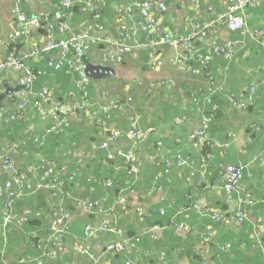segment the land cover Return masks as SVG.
<instances>
[{"label": "crops", "instance_id": "1", "mask_svg": "<svg viewBox=\"0 0 264 264\" xmlns=\"http://www.w3.org/2000/svg\"><path fill=\"white\" fill-rule=\"evenodd\" d=\"M72 1L74 9H72L71 14H68L72 27L75 30L93 28L96 25V19L88 9V5L85 3L86 0ZM134 1L104 0L101 4V19L98 22L103 23L107 32L116 39L121 37L120 17L117 9L129 7ZM159 1L161 2L160 4L168 1L169 5L164 13L160 9L155 10V16L160 21L159 25L162 33L152 35V39L153 42H160V48L166 63L158 69L154 68L151 64L150 50L142 49L138 57L129 58L127 63L130 60L134 61L129 64L130 66H115L116 77L124 81L123 90L125 96L111 92L108 89L109 86L117 84L120 80L101 79V84L99 83L101 94L103 89H106V92L117 100H132V109L129 111V107L125 108L121 113L124 117L123 123H119L116 117H114L113 123L125 125L127 122L126 118L136 116L142 128L154 126L157 128L158 133L155 137L138 146L141 156V172L139 176H130L128 174V165L119 160L118 164L115 161L109 165H103L101 163V158L105 155L103 150L101 151L103 154H99L100 157L97 156L94 160L95 170L97 168L114 172L116 188L120 186L121 191L128 187L136 189L138 198L130 201L126 207H120L118 202L121 191L114 193L106 201V206H114L117 209L113 215L118 218L119 227L128 235L138 236L139 233L143 234V244L127 253L125 257L146 260L148 255L144 253L148 250L154 253V256L149 261L151 264H202L199 254L203 257L209 255L213 259L214 264H264V250L252 247V243L256 241L257 234H259L260 239L264 243V191L262 189L264 165L259 161V157L264 153V45L262 42L252 39L240 31H229L225 24H221L211 37L213 41L220 45H223L231 38L243 41L232 61L226 60L221 52H214L202 42L194 43V45H183L182 47H176L170 43L166 44L164 40L167 37L175 38L179 35H189L190 27L185 17L188 14H193L194 8L191 7L193 5L192 0ZM14 4L15 0H0V62L10 57L9 44L14 36L16 22V16L12 11ZM209 4L210 0H202V12L199 13V19L203 22L211 17ZM216 5L221 10L225 8L224 0H220ZM53 6L58 7V4H55L53 0H32V2L27 4V9L31 11L35 9L37 14L33 13L34 15L48 14ZM248 10L253 14L250 23L264 21V0L257 6L248 8ZM57 15L58 12L54 15V23L59 19ZM139 18L140 14L134 12L130 17V21ZM144 37L145 35L142 34L140 39H144ZM30 41L32 40L30 39ZM197 48L204 50L206 54L204 71L196 73L189 68L181 70L170 63L169 58L173 55L188 53L191 56ZM91 58L94 63L101 61L99 48H95L92 51ZM35 63L44 65L46 64V58H43V60L35 59ZM189 66L195 68L196 64L194 65L190 62ZM210 71L214 75L216 84L224 88L223 96H218V94L212 96L217 105L216 108L207 100L208 73ZM80 76L78 71L66 67L59 73L48 76V79L50 80L49 83H52L50 85L53 90L55 85H58V82L61 84L63 80L68 81L72 85V90L75 81ZM167 78L173 79L174 83L170 86L153 90L151 93L149 92L152 83ZM90 79L92 80V78ZM93 81L91 88L93 85L98 84L95 80ZM18 85V75L0 72V87L3 90L10 89L13 91ZM252 85L257 86L255 103L247 111L235 110L225 97V94L228 96L229 92L246 93ZM37 87L39 88L40 86L37 85ZM34 88L32 87L35 91ZM98 93L93 95L92 88L91 100L97 103L103 102V98ZM6 97L3 101L6 100ZM216 97L219 102H216ZM162 103L163 105H161ZM199 108L205 111L206 114L213 116V120L207 128L208 139L216 138L223 144L222 146L214 143L207 144L206 141L204 144L197 146L189 138V133L201 123ZM98 110L100 109L98 108ZM82 113L81 117L73 118V122L77 124L72 126L75 130H69L72 135L61 134L56 136L59 139L55 142L52 154L59 160H68L61 159L63 156L73 158L69 156L71 149H68V146L70 142L74 144L73 141L76 139L77 131L80 134L83 133L86 139V149L94 145L93 141L88 139V136L93 135L94 128L86 119L87 112L82 111ZM123 117L120 118L123 119ZM181 117L186 118L184 123L177 122V119ZM25 122L27 124L26 129L28 128L31 136L41 134L46 130V125L35 116L34 118L27 116ZM110 122L106 121L105 124L98 127L96 136L99 134V140L105 136L102 129L108 127ZM4 130L6 128L0 129V138L5 135ZM11 130L9 137H12ZM52 137L55 136L50 135L48 137L47 144L52 140ZM157 138L163 139L165 146L161 151L162 160L152 163L148 157L157 151ZM128 144L132 145L130 142ZM206 144L209 146L207 152L203 149ZM179 154L182 155L184 160H187L185 163L181 164L179 162ZM31 157L33 159V151L26 155V162ZM202 160L207 164L206 167H208L209 163L211 166L205 169L202 167ZM226 164H238L245 167L242 185L244 188L252 190L257 198L256 203L249 209L244 226L235 227L233 222V210L236 209L235 202L237 204V200H229L222 192H211L209 195L205 194L202 196L200 189L193 190V203L195 204L193 209L191 208L187 211V214H185L187 217L183 215L178 219L180 221L185 220L190 227H188L189 232L184 233V236L180 235L182 232L177 229L174 220L166 227L160 225L162 230H159V226L150 224L149 220L161 219L166 221L171 218L177 206L181 209L186 204L190 183L204 179L212 185L221 184L223 169ZM120 178L121 181L119 180ZM153 186L159 187V190L156 189L152 192L150 189ZM103 193L102 186V189L93 195L94 197L91 196L92 194L90 196L92 198H100ZM125 194L129 196L131 194L130 190H127ZM206 202L210 205L209 210H203L202 208V205ZM138 206L144 208L145 213H149L148 216L151 219L140 222V217L136 210ZM80 211L82 216L77 217V220L75 219L73 223V235L78 239L84 235L83 224L85 222L90 220L101 221L98 216L89 215L82 209ZM228 211L231 212L228 213ZM215 212H227L228 216H230L228 222L213 221L210 214ZM48 225L46 226L48 227ZM154 227L159 229L156 231L153 229ZM149 231H155L156 237H153ZM207 232L214 234V240L206 243L203 241L202 235ZM47 235L48 233L43 231L41 237L44 238ZM17 236L21 237L19 240L21 242L16 240ZM30 236V233L26 231L24 233L19 232V234L13 231L8 233L6 253L13 256V259L17 261L16 264H61L56 262V260L42 259L41 253L44 246L39 247V244V251L36 248H30L33 246L27 247V243L33 244ZM110 238H116V236L108 234L100 237L103 241H107ZM1 239H3V236L0 233ZM227 242L232 243V248L225 251L221 250V245ZM202 249L206 255L200 252ZM160 255H164V258H161ZM121 260H124V258L120 257L119 260L115 261L113 255H108L99 264H122ZM64 264L95 263L71 252L66 256Z\"/></svg>", "mask_w": 264, "mask_h": 264}, {"label": "built area", "instance_id": "2", "mask_svg": "<svg viewBox=\"0 0 264 264\" xmlns=\"http://www.w3.org/2000/svg\"><path fill=\"white\" fill-rule=\"evenodd\" d=\"M220 0H210L209 12L211 17L203 22L199 19V13L202 12V0H192L194 8L193 14H188L185 17L186 22L189 24V35H179L175 38L167 37L165 43H170L176 47L183 45H194V43L202 42L209 46L214 52H221L226 60L232 61L238 48H240L243 41L237 38L228 39L223 45L212 40V34L221 24H225L229 31H240L250 38L262 42L264 45V21L259 23H250L253 14L248 8H253L261 3L262 0H224L225 8L219 9L216 5ZM32 0H15L13 12L16 16L14 36L11 41H15L20 37L27 38L29 42L28 51L24 52L21 57L14 56L8 60L0 62V72L18 75L19 85L24 88L14 91V101L12 102L13 108L0 110V119L2 121L11 123L27 118L26 112L30 107L33 108L42 123L46 125L45 132L40 135H32L35 142L39 144H46L49 134H58L62 130L70 129L72 127L71 121L73 118L80 115V112L86 111L91 113L97 119L99 124H105L107 121H112L117 113L124 109V104L111 97L106 89L102 92L103 102L97 103L91 100V79L89 77L80 76L76 81L74 88L70 90L69 95L73 100L67 102L55 101L54 90L50 85L34 91L32 89L35 82V74L30 65L25 64V60L30 57L34 59H41V55L48 56L46 66L52 74L62 71L64 68L69 67L78 72L84 69L85 63L81 55L77 52L80 44L86 53L92 51L100 44H104L106 48L100 50L101 61L106 64L115 66L116 63L124 59L127 54L133 57H138L142 49L150 50L151 64L154 68H160L166 63V59L162 54L160 42L154 41L152 35L161 34L162 29L159 25V19L155 16V11L149 12L145 16H140L139 19L130 21L132 13L140 14L143 10H150L152 7L159 5V0H135L133 4L126 8H118L120 17V31L121 37L116 39L105 29L103 23L98 22L101 19V4L104 0H86L88 9L96 19V25L93 28H84L80 30L73 29L69 15L64 9L60 7L73 6L72 0H61L58 5V21L54 27H48L45 35L34 37L32 34L40 28L42 24L39 15H33L28 18L22 12V4H29ZM145 35L144 39H140L141 35ZM30 39L32 41H30ZM92 60V58H91ZM171 64L176 65L181 70L191 69L193 72L204 71L206 65V54L204 50L197 48L193 55L188 53H180L173 55L169 58ZM196 64L195 68L189 66V63ZM208 96L209 103H213L212 95L217 91H223V86L217 85L213 73H208ZM174 83L173 79H161L152 83L149 92L158 90L165 86H170ZM5 90L0 87V94ZM257 86L252 85L246 93L229 92L228 98L233 107L239 110H245L246 107L253 105L256 99ZM79 95L81 98H79ZM196 99V98H195ZM98 101V100H97ZM131 101V100H129ZM99 104V105H98ZM54 107H53V106ZM216 107V105H214ZM100 109L104 117L98 116L95 109ZM201 123L195 127L190 133L189 138L197 146L202 145L205 141L207 144L214 143L215 145L222 146L223 144L216 138L209 140L207 128L213 120V116L206 114L205 111L199 108ZM129 119V120H128ZM126 119L125 125H112L105 127V136L98 144V149L105 152L101 158V163L109 165L112 162L123 160L129 167L128 174L130 176H139L141 172V156L138 148L139 144L155 137L157 128L154 126L146 127L145 129L139 125L138 117L130 116ZM185 117L177 119L178 123H184ZM27 140V139H26ZM3 141H8L4 138ZM120 141L130 142L132 145H120ZM117 143L119 146H115ZM16 144L10 146L0 145V233L3 236V247L5 251L7 245V235L12 228H18L26 224L31 217L35 215L36 209L33 206H24L21 211L17 210L16 201L26 198L35 197L40 192L48 193L52 200L57 202L52 204L47 212L44 213L45 218L51 222V232L47 238V242L42 249V259L48 258L49 260H65L66 256L73 252L81 257H85L95 264H99L108 255L115 257H123L122 264H150L147 260L140 258L125 257L129 251H132L137 246L140 240L138 237L134 239L128 235L118 224V218H114L113 214L116 212L114 206H106V201L115 193L116 184L115 178L103 177V179H94V183L102 185L104 193L100 198L81 197L77 194L71 195L68 185L78 183L80 172L79 165H85V158L89 156V150L84 147L74 145L70 148V155L75 158L79 163L72 165L67 160H59L54 156H43L36 163L30 164L26 169H22L16 165L12 153ZM165 146L163 139L157 138L156 147L157 151L153 152L148 158L150 162L156 163L161 157L162 148ZM77 150H73V149ZM142 152V151H141ZM181 164L187 160L178 155ZM259 161L264 165V153L259 157ZM202 167L207 165L204 160ZM79 164V165H78ZM26 173H30L32 177H27ZM245 167L238 164H226L223 169L222 183L218 185L208 186L207 193L222 192L229 200H237L236 209L234 214L235 227H242L246 224L247 216L250 207L256 203V196L252 190L246 189L242 185ZM8 174L9 178L1 182V177ZM156 180H158L156 178ZM205 180H199L197 184L203 185ZM94 189V187H92ZM159 187L153 186L150 190L153 192ZM264 191V182L262 183ZM130 190L131 194H125ZM205 193H202L204 196ZM67 197L71 198L68 199ZM136 189L128 187L123 189L119 195L118 202L120 207H126L131 199H137ZM75 206L83 209L87 214L98 216L101 218L100 222L94 220L87 221L83 224L84 235L78 239L73 235L74 212L70 208L71 202ZM193 206V205H192ZM203 210H209V203L202 205ZM189 207H182L176 215L183 216ZM137 214H145L144 208L137 207ZM202 210V211H203ZM226 213L215 212L211 213L210 217L215 222H228L230 216ZM232 214V213H231ZM177 229L185 232L188 229V223L185 220H178L174 222ZM49 224V223H48ZM158 230V227H154ZM36 234L35 231L30 232ZM153 237H156L155 231H149ZM108 234H114L116 238H110L103 241L100 237ZM203 241L210 242L214 240V234L211 232L202 235ZM252 247L264 250V243L256 235V241L252 243ZM2 247H0L1 249ZM232 248V243L227 242L221 245V250H229ZM150 252V251H149ZM201 253L205 254L202 249ZM149 255V254H146ZM164 258V255H160ZM119 257V258H120ZM119 260V259H118ZM202 264H214L213 259L208 255L204 257Z\"/></svg>", "mask_w": 264, "mask_h": 264}, {"label": "trees", "instance_id": "3", "mask_svg": "<svg viewBox=\"0 0 264 264\" xmlns=\"http://www.w3.org/2000/svg\"><path fill=\"white\" fill-rule=\"evenodd\" d=\"M53 1H54L55 4H58V5L60 3V1H58V0H53ZM60 8L64 9L67 14H71V11H72V9H74V6H71V7H60ZM32 12L34 14H37L35 9H33ZM45 31H46V29H45L44 25H41L40 28L37 29L36 32H34L32 35L34 37H40L41 35H45ZM28 48H29V42H28L27 38H25V37H20L19 39L15 40V41H10V44H9V51H10L9 54H10V57H9V59L12 58V57H14V56L21 57L24 52L28 51ZM97 48H99L101 50L103 48H106V46L104 44H100ZM87 55L90 56V52L87 53ZM43 58H46V60H47L48 59V56L41 55V60H43ZM129 58L134 59L135 57H133L130 54H127L126 56H124V59H122L121 61H119L118 63H116V65H122V66H125V67L130 66L129 64L131 62L133 63L134 61L130 60L129 63H127V61L129 60ZM24 62H25L26 65H30V67L32 68L33 73L35 74V82L33 84V88L35 86V88H34L35 91L43 88L46 85H50V84L52 85V83H49L50 80L48 79V76H50V75L53 76V74H56V73H59L60 72V71H58V72H55V73L52 74V71L48 70L46 64L42 65V63H35L34 57H30L29 59H26ZM103 79H111V80L118 79V80H120V81H118V83L116 85L109 86L108 89L111 92H115V93H118V94H120L122 96H125V92L123 90L124 81L121 78H118V77H106V78H103ZM93 80H95L96 82H98V84H95V85L92 86V88H93V95L99 92L98 94H100L102 96L101 90H100L101 87L99 86V83L101 84V82H100L101 79H98V80L92 79L91 82ZM61 84L58 82V85H55V89H54V99H55V101L67 102V101L73 100V97H71L69 95V92L71 90L72 85H70V83L68 81H66V80H63ZM37 85H39L40 87L38 88ZM103 91H104V89H103ZM222 92L223 91H217L213 95L218 94V96H223V93ZM225 97L230 102V100H229V98H228V96L226 94H225ZM79 98H81L80 95H79ZM13 101H14V95H10V96L6 97V100H4L3 102H1V104H0V110H2V109H8V110L12 109L13 108V105H12V102ZM119 101H121L124 104V106H125L124 109L125 108H128V107H129L128 108L129 111L132 109V100L131 101H129V100H127V101H125V100H119ZM217 101L219 102V100H217V97H216V102ZM230 104L232 105L231 102H230ZM212 105H213V107H214V105H216V103H215L214 100H213ZM250 106L246 107L245 110H239V109H236L235 107H233V105H232V107L235 110H237V111H247L250 108ZM214 108H216V107H214ZM95 110H97L98 116L104 117L101 110H98V109H95ZM32 112H33V108L31 110V107H30L28 109V111L26 112V116H28ZM80 113L81 114H80V116L78 115V118L83 115L82 112H80ZM93 115H92V111H91V113L87 112V116L90 117V118L92 117L94 119V116ZM34 116L36 118H39L40 119V117L37 114H35V112H34V115H32V117L34 118ZM118 116H119V114H118ZM118 116L116 115L115 117L118 118ZM75 118H77V117H75ZM114 119L110 122V125L108 127H110L112 125H117V123L116 124L113 123ZM105 121H107V119H105ZM95 122H96V126H97V129H98V126H100L102 124H99L96 118H95ZM71 124L73 126L74 124H77V123L76 122H73V120H72L71 121ZM124 124H125V122H124ZM119 125L121 126V124H119ZM26 126H27V124H26L25 120H19V121L17 120L15 122L11 123V121L6 122V121H2L0 119V129L2 130L3 128H6V130L3 131L5 135L0 138V145L5 146L7 144V146H10V145H12L14 143L16 144L15 148L13 149L14 152L12 153V156H13V159L15 160V162H16V165L19 166L22 169H26L30 164L38 162L40 160V158L43 157V156H55V155L52 154V152L54 151L53 150V147L55 145V142L59 139V137L56 138V136L61 135V134L62 135L63 134H65V135H72V133H70V131L71 130H75L74 127H72L70 129L62 130L58 134H49V133H47L46 134L47 137H49L50 135H54L55 137H52V140L48 144L46 142V144L42 145V144H39V143H36L35 142L36 139L35 138H32V136L30 134V131L28 130V128L26 129ZM10 129H12L11 130L12 137H9ZM102 131L104 133H106L104 131V128L102 129ZM38 135H40V134H38ZM75 136H76V139H74V141H73L74 144L72 142H70V144L68 146V149L69 148H73L74 145H75V147L81 145V142L79 140V136L77 134ZM4 138H8V141H3ZM93 139L96 140V137H94ZM100 142H101V140H100ZM122 144H124V145H130L126 141H122L120 143V145H122ZM114 145L115 146H119L117 143H115ZM203 149H204L205 152H207L208 149H209V146L206 144L203 147ZM31 151H33V159L31 157L30 160L26 162V155L29 152H31ZM101 151L102 150L100 149L99 154H103V152H101ZM159 160L160 161L162 160V156L159 157ZM210 166L211 165L209 163L208 164V167H206V165H205L204 168L205 169H208ZM95 172L97 174L95 179H98V178L99 179H103V177H105V178L106 177H113V178H115L114 172L111 171V170L110 171L109 170H103L102 171V170L96 168ZM25 174H26L27 177H32V175L30 173H26L25 172ZM8 178H9V175L8 174H4L1 177V182L4 181V180H6V179H8ZM119 180L121 181V178ZM78 182H79V180H78ZM76 184H70V185H68V188L73 189V190L75 189V194H77L76 193ZM94 184L95 185L98 184V181L96 183H94ZM210 185H212V184H209L206 180H205V183L203 185H199V184H197V182L190 183V190H188L189 191V194L186 197V201L187 202H186L185 205H183V207H189V208H192L193 209V207L195 206V204L193 203L194 202V199H193L194 192H193V190L200 189L201 190V195H202V193H205V194L209 195V193H207V191L209 189L208 186H210ZM120 191H121V188H120V186H118L115 189V194L116 193H119ZM77 195H79L81 197H90L88 195V193L86 195H81V194H77ZM91 196H93V195H91ZM67 198L70 199L69 197H67ZM51 200H52V198H51V196L48 193L40 192L35 197H26V198H23V199H20V200H17L16 201V205H17V210L18 211H21L24 206H33L34 207L36 203L39 204V206L37 207V209L35 208L36 209L35 215L33 217H31L26 224L22 225L18 229L16 228L17 229L16 232H22V233H24V231H29V230H31L30 232H32V231H35L36 232V234H31L30 233V235H31L30 236V239L33 240V244L32 243H29V244L27 243V247L33 246V247H30V248H32V249L33 248H36L37 251H39L38 250V245L39 244H40L39 247L44 246L46 244L47 238H48V236L50 235V232H51V222H50V220L46 219L45 218V215H44V213L49 210L48 208H50V206L52 204H54V203L57 202L56 200L50 202ZM134 200L135 199H131V201H134ZM1 204L2 203L0 202V209H1ZM45 207H47V208L45 209ZM178 207L179 206H177L176 207V210L172 213L171 218L167 219L166 221L161 220V219L154 220V221L149 220L150 224L151 225H155V226H159L160 227L159 230H162L161 229V226L166 227L173 220H174V222L175 221L177 222L178 219H179V217H182L180 215L179 216L176 215V213L180 210V208H178ZM229 212H231V211H228V213ZM225 213L228 215L227 212H225ZM148 214L149 213H145V214H143V216L142 215H138L141 218V220L139 218V221L142 222V220L143 221H146L147 219H151L148 216ZM185 214H187V213H185ZM113 217H114V215H113ZM172 217H173V219H172ZM48 223H49V225L47 227L46 225ZM189 228L185 232L180 233V235L184 236V233H188L189 232ZM43 231H46L48 233V235L46 237H44V238L41 237ZM142 235L143 234H140V233H139L138 236L130 235L134 239H137L138 237L140 238V240L137 242V246L134 247L133 250H135L140 244H143L144 239H143V236ZM0 244H1V247H2L0 249V264H16L17 261H15L13 259V256L12 255L10 256L9 254L6 253L7 252V249H5L4 252L2 251V250H4L2 239L0 240ZM129 252H131V251H129ZM8 253H9V251H8ZM144 254H149L148 255V258L146 259L148 262L150 261V258L154 256V253L152 251L149 252L148 250H146ZM199 256H200L201 262H202L204 260V257L201 254H199ZM119 257H115L114 260L117 261L119 259ZM123 258H124V255H123ZM56 262L61 263V264H64V260L56 259Z\"/></svg>", "mask_w": 264, "mask_h": 264}, {"label": "rangeland", "instance_id": "4", "mask_svg": "<svg viewBox=\"0 0 264 264\" xmlns=\"http://www.w3.org/2000/svg\"><path fill=\"white\" fill-rule=\"evenodd\" d=\"M82 29H84V28H82ZM186 93H188V92H186ZM161 105H163V103ZM123 111L124 110H122L120 113H117V114H119V116L117 118L119 123H123L124 117H123V115H121V113ZM33 114H34V111L32 113H30L28 116H32ZM120 117H123V119H121ZM86 119H88V121L90 122L89 124L92 125L96 131L94 130V133H93L92 136H88V139H91L93 141L94 145H92L90 148H87L89 150L88 151L89 152V156H88V158H85L86 159L85 160V165H79L78 164L79 165L80 177H79V182L76 184V193L77 194H81V195H86L88 193V195L90 196V194L95 195L98 190L102 189V185H100V184H96L95 185L94 184V179L96 178V175H97L96 172H95L94 160L97 158V156L100 157V155H99L100 150L98 149V144H99L100 140H99V134L96 136L97 126H96L95 118L93 119L92 117L90 118V117H88L86 115ZM76 134L79 136V140L81 142L80 146L86 148L87 147L86 146V139L84 138L83 133H81V135H80L78 133V131H77ZM93 137H96V140L93 139ZM61 159H68L67 161H69L74 166L77 165V163H79L76 159L70 158L68 156H63ZM118 160H117L116 164H118ZM119 161L122 162L123 160L122 161L119 160ZM102 170H105V169H102ZM92 187H94V189H92ZM104 189L105 188L103 187V190ZM70 194L74 195L75 194V189L74 190L70 189ZM70 200H71V198H70ZM38 206H39V204L36 203L34 207L37 209ZM69 206L74 211V214H75L74 221H75V219L77 220V217H81L82 216V212L80 211L81 210L80 207L75 206V204L72 203V202L70 203ZM46 208L47 207H45V209ZM17 229L13 227L11 231L16 232ZM16 233L19 234V232H16ZM20 239H21V237L17 236L16 240L18 242H21V241H19Z\"/></svg>", "mask_w": 264, "mask_h": 264}, {"label": "water", "instance_id": "5", "mask_svg": "<svg viewBox=\"0 0 264 264\" xmlns=\"http://www.w3.org/2000/svg\"><path fill=\"white\" fill-rule=\"evenodd\" d=\"M169 2L166 1L165 3L159 4L155 7H152L150 10H143L140 12V16H145L151 11H155L156 9H160L162 13H164L165 9L168 7ZM22 12L26 14L28 18L33 17V12L31 10L27 9L26 4H22ZM58 12V7L53 6L50 10V13L41 15L39 18L41 22L44 24L45 28L47 29L48 27H54V15ZM77 52L81 55L83 62L85 63V67L82 71H80L81 76L89 77L92 79H103L106 77H116L117 71L116 67L113 65L106 64L104 61H100L99 63H94L90 56L87 55L85 52L83 45L80 44L79 47L77 48ZM24 88L23 85H18L11 91L10 89H6L3 93L0 94V104L3 101V99L10 95L11 92L18 91L19 89Z\"/></svg>", "mask_w": 264, "mask_h": 264}]
</instances>
